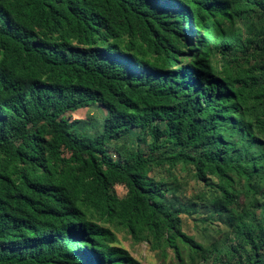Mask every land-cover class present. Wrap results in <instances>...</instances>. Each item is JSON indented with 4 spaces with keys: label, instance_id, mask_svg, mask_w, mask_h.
Instances as JSON below:
<instances>
[{
    "label": "trees",
    "instance_id": "1",
    "mask_svg": "<svg viewBox=\"0 0 264 264\" xmlns=\"http://www.w3.org/2000/svg\"><path fill=\"white\" fill-rule=\"evenodd\" d=\"M91 106L92 135L71 117ZM177 165L215 190L228 247L183 232L151 176ZM99 223L264 264V0H0V264H140Z\"/></svg>",
    "mask_w": 264,
    "mask_h": 264
},
{
    "label": "rangeland",
    "instance_id": "2",
    "mask_svg": "<svg viewBox=\"0 0 264 264\" xmlns=\"http://www.w3.org/2000/svg\"><path fill=\"white\" fill-rule=\"evenodd\" d=\"M236 27L243 30L244 24H237ZM233 55L235 56V53H218L215 58L217 68L227 65L232 60ZM237 56H241V53H237ZM71 117L72 120L88 119L86 128L92 135L96 129L101 128L105 112L102 108L91 106L72 113ZM140 150L146 151L143 144H141ZM151 176L170 184L174 193L169 191L168 197L175 199L181 208H186L189 211L188 214L180 216L182 230L186 235L205 247L213 246L221 249L231 244L230 229L219 221L209 203L216 196L215 190L204 187L202 183L198 182L194 177L192 168L183 165H177L174 168L166 166L165 168L154 169ZM211 183H216V180L212 179ZM115 192L119 197H123L126 191L123 187H117ZM245 202L246 199L244 198L238 200L239 204ZM99 224L114 234L116 239L114 246L126 250L140 264H211V259L205 263L199 257L192 256L191 258L190 252L180 244L181 258L178 259L172 249L158 246L151 240H134L125 231L116 230L105 223Z\"/></svg>",
    "mask_w": 264,
    "mask_h": 264
}]
</instances>
